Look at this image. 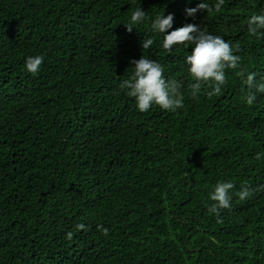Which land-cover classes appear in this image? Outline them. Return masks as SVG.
I'll use <instances>...</instances> for the list:
<instances>
[{
    "label": "trees",
    "instance_id": "obj_1",
    "mask_svg": "<svg viewBox=\"0 0 264 264\" xmlns=\"http://www.w3.org/2000/svg\"><path fill=\"white\" fill-rule=\"evenodd\" d=\"M200 2L0 0V264H264V93L245 83L264 82V29H247L264 0L186 14ZM137 7L234 47L219 95L211 82L191 95V46L166 51L150 21L127 30ZM142 55L176 81L182 108L141 112L119 88ZM220 181L235 187L216 214Z\"/></svg>",
    "mask_w": 264,
    "mask_h": 264
},
{
    "label": "clouds",
    "instance_id": "obj_2",
    "mask_svg": "<svg viewBox=\"0 0 264 264\" xmlns=\"http://www.w3.org/2000/svg\"><path fill=\"white\" fill-rule=\"evenodd\" d=\"M223 0H218L215 7L219 9ZM208 4L201 0L195 8H187L186 14L193 16L199 10H207ZM174 15L158 13L154 18L149 17L141 7H137L130 15L128 22L124 23L127 30L138 29L145 21H150V31L163 35L161 46L166 51H171L174 45L184 44L191 46V52L185 57L188 72L194 79L191 85V95L195 97L200 91L202 83L211 82V90L208 96L219 95L222 86L226 83V68H237L239 56L234 54V47L218 35H213L202 30L196 24H186L173 29ZM169 29H172L169 31ZM248 32L256 35L259 30L264 29V14H254L247 21ZM143 49H148L152 44L151 38L142 40ZM44 62L42 55L28 56L25 58V70L33 75L40 71ZM133 66L131 75L122 80L119 88L125 90L127 95L134 98L136 107L141 112H147L153 105L161 109L175 111L184 105V96L179 91L176 81H168L163 73L164 68L157 61L142 55L139 59L130 61ZM241 75L245 74L241 72ZM255 73H247L245 83L248 87L255 88L257 92L264 93V82L257 84ZM256 101V95L250 93L246 103L252 105ZM235 185L231 181H220L215 184L210 193V199L214 203L209 211L218 214L220 209L230 208L232 192ZM252 191L243 188L236 195L240 200H246L252 195ZM71 238L72 233H67Z\"/></svg>",
    "mask_w": 264,
    "mask_h": 264
}]
</instances>
